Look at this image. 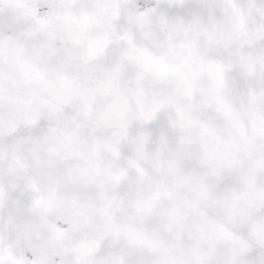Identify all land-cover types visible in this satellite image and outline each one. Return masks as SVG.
<instances>
[{
  "label": "snow or ice",
  "instance_id": "obj_1",
  "mask_svg": "<svg viewBox=\"0 0 264 264\" xmlns=\"http://www.w3.org/2000/svg\"><path fill=\"white\" fill-rule=\"evenodd\" d=\"M0 264H264V0H0Z\"/></svg>",
  "mask_w": 264,
  "mask_h": 264
}]
</instances>
